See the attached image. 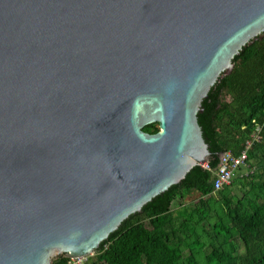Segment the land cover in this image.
Listing matches in <instances>:
<instances>
[{
    "label": "water",
    "instance_id": "water-1",
    "mask_svg": "<svg viewBox=\"0 0 264 264\" xmlns=\"http://www.w3.org/2000/svg\"><path fill=\"white\" fill-rule=\"evenodd\" d=\"M263 35L264 0H0V264L93 254L198 186L224 75Z\"/></svg>",
    "mask_w": 264,
    "mask_h": 264
},
{
    "label": "trees",
    "instance_id": "trees-1",
    "mask_svg": "<svg viewBox=\"0 0 264 264\" xmlns=\"http://www.w3.org/2000/svg\"><path fill=\"white\" fill-rule=\"evenodd\" d=\"M232 62V70L224 75L216 97L212 133L221 151L236 154L260 126V140L252 145L248 162L251 151L264 147V35L244 46ZM156 126L157 123L148 124L143 130L154 133ZM207 164L210 170L199 166L203 180L198 186H175L169 190L166 208L146 209L129 217L95 251L92 264H264V207L256 202L248 206L234 203L226 195L229 185L214 192L212 170L218 164L215 168L208 161ZM253 176L236 173L231 183ZM254 188L264 196V182ZM215 193L222 199L221 210L216 214L221 212V215L207 230L202 221L213 218L208 208L215 202L212 199ZM193 194L200 197L189 209L182 200ZM178 199L181 207L174 215L171 206ZM239 244L241 253L237 252ZM184 248L190 252L185 257ZM66 261V257H57L52 264H66Z\"/></svg>",
    "mask_w": 264,
    "mask_h": 264
},
{
    "label": "rangeland",
    "instance_id": "rangeland-1",
    "mask_svg": "<svg viewBox=\"0 0 264 264\" xmlns=\"http://www.w3.org/2000/svg\"><path fill=\"white\" fill-rule=\"evenodd\" d=\"M156 130H158V127H154ZM235 132H233L234 134ZM240 136L239 134H235V137ZM264 167V147L259 149H254L251 151V156L249 158V161L247 162V169H240L238 173H251V175H254L253 177L247 178V179H241L236 178L235 182L231 183L229 187L227 188L226 195L234 202H242L245 206H248L251 202H256L262 207H264V196L262 195V192L259 189L254 188L256 184H261L264 182V175L262 174V170ZM246 172V173H245ZM200 196L198 194H193L188 198V196H185V199L182 200L183 204L185 206H189V209L191 206L196 205L198 198ZM204 198V197H203ZM205 199V198H204ZM212 199H214V203H211L210 205V214L213 218H206L202 221V224L205 225L207 230H210V223L214 221L217 217L219 218V215H221V212L216 215L217 212L221 210L222 206V199L215 193L212 196ZM174 201L172 203L171 209L173 214L175 215L176 209L180 208L181 201ZM192 208V207H191ZM204 239V237H202ZM238 253L242 252L241 244L238 245L237 249ZM94 253L87 255L88 258L83 264H92L94 261ZM189 250L186 248L182 249V256L185 257L189 254ZM197 258H199L197 256ZM101 264V263H96ZM201 264V263H200Z\"/></svg>",
    "mask_w": 264,
    "mask_h": 264
},
{
    "label": "built area",
    "instance_id": "built-area-1",
    "mask_svg": "<svg viewBox=\"0 0 264 264\" xmlns=\"http://www.w3.org/2000/svg\"><path fill=\"white\" fill-rule=\"evenodd\" d=\"M260 130V126H257L254 129L249 138L244 141L242 148L238 153L235 154L230 150L223 153L217 167L212 170V185L214 192H217L223 187L230 185L235 174L238 173L242 167L247 169L248 153L254 142H258L260 140ZM201 166L207 170H210L207 162L201 164ZM87 258L88 256L67 258L66 264H83Z\"/></svg>",
    "mask_w": 264,
    "mask_h": 264
},
{
    "label": "crops",
    "instance_id": "crops-1",
    "mask_svg": "<svg viewBox=\"0 0 264 264\" xmlns=\"http://www.w3.org/2000/svg\"><path fill=\"white\" fill-rule=\"evenodd\" d=\"M246 173V172H245Z\"/></svg>",
    "mask_w": 264,
    "mask_h": 264
}]
</instances>
